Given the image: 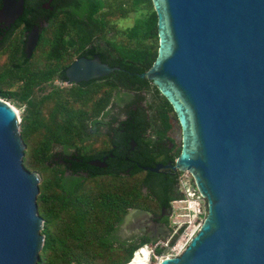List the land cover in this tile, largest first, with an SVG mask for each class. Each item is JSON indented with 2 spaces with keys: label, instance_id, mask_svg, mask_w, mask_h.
Listing matches in <instances>:
<instances>
[{
  "label": "water",
  "instance_id": "95a60500",
  "mask_svg": "<svg viewBox=\"0 0 264 264\" xmlns=\"http://www.w3.org/2000/svg\"><path fill=\"white\" fill-rule=\"evenodd\" d=\"M13 2L2 0L6 22L21 13ZM150 2L157 53L140 77L166 98L181 127L169 166L188 172L205 202L187 246L160 264H264V0ZM37 39L34 31L28 56ZM115 70L96 55L77 58L65 74L80 82ZM24 148L17 113L0 99V264H39L44 242L40 178L24 167Z\"/></svg>",
  "mask_w": 264,
  "mask_h": 264
},
{
  "label": "trees",
  "instance_id": "16d2710c",
  "mask_svg": "<svg viewBox=\"0 0 264 264\" xmlns=\"http://www.w3.org/2000/svg\"><path fill=\"white\" fill-rule=\"evenodd\" d=\"M132 5L137 7V9L140 6L142 10L146 11L145 18L138 21L132 30V34L140 35L137 40V45L133 48L121 47L118 56H112L106 47L101 48V51H98V53L103 61L111 66L119 67V70L107 75L106 81H104L105 83L103 82L105 85H109L110 88H119L120 90L135 91L137 93L141 91H151L152 93V101L148 104V109L145 110L144 108L137 107L135 110H128L126 119L119 123L117 134L120 142V152L118 153V156L130 148L127 140L133 138L135 141H139V144L144 148L142 153L145 157L139 159L138 162L143 165L154 166L156 156L158 157L161 153H164L166 156L165 162L176 158V152H174L176 145L174 144V140L167 135L172 128L169 112L170 109L172 111L173 109L166 98L157 91L148 79L140 77V74L147 70L151 65L157 53V20L152 4L150 0H132ZM104 6L105 3L102 0H70L69 4L66 6H59L58 8L67 9L68 11L65 13L66 17L63 18V21L60 24L61 27L60 30H58V40L63 41L64 32L69 30L72 32L71 40L73 43L78 44V47L74 51L83 49L98 32H103L107 27L108 22L104 19H99L97 16ZM146 38L151 40L150 43H143ZM74 40H76L77 43ZM59 46H61V48L64 47V43H60ZM61 48H58L57 50H60ZM93 51V49L89 50V52ZM19 67L20 66L14 65L7 69L5 68L0 73V83L8 82L12 79H22L24 75L20 73L21 69H19ZM52 73V71L47 72L41 76H37V78L38 80H46L51 77ZM35 80L36 75L28 76L22 86V92L19 98L27 101L28 104L33 103L29 98L34 91V86L42 82ZM90 89L93 88L78 86V88L74 90V95L80 99L85 98L90 94ZM0 94L2 97H7L9 95L8 93L2 92H0ZM110 98L111 93L108 91V94L106 93L102 99L97 101L98 106L94 110V115H98L105 109ZM155 108L157 109L159 117L162 118L163 127L161 128H159V125H156L157 117L154 115L155 113H152L155 112ZM148 112L150 113L148 114ZM67 124L74 126L76 136L83 137L82 129L84 125L82 123V117L78 116L75 119V122L68 120ZM68 125H66L63 135L58 133L52 134V136L46 137L42 143L39 151L41 154L40 161L41 163L46 162V167H48L47 165H53V154L50 153L53 141L61 143L65 148L74 147V143L66 141L71 135ZM151 127H154L156 130L155 134L159 136V139H152L151 137L144 139L146 130L151 129ZM65 135L67 138L63 137ZM165 137H168L169 140L173 142V146L168 147V145H166L164 146L165 150H161L158 154L155 153L154 150L157 147V143H160ZM179 152L180 148L177 151V154ZM71 156L72 158L68 159V161L72 162L73 172L84 170L88 172L89 178L103 174L100 168L91 166L86 162L91 156H79L82 163H79L74 159L75 157H78L77 155L71 154ZM129 165V161L118 159L117 163L114 165V168L116 169L110 170L109 173H112L114 176H122L121 173L124 172ZM139 170L141 169L135 164L132 174L137 173ZM63 173L64 171L60 169L55 174V186L61 190V194L58 195L57 198L62 201L64 207L68 205L66 203H69L71 207L76 208L75 222L78 226V233L81 235H73L70 229L66 230V233L61 236H54L50 233L45 234L39 264H48L46 263L47 252L56 251L57 249L61 251L59 256L62 257L63 264H70L72 261H75L77 264H81L83 261H85L84 263L88 262L90 264V261L87 260L90 257L98 256L96 253L90 252V248L93 246L100 247L104 251L113 249L125 253L124 256L118 257L111 264H128L132 259L133 253L138 248L149 243V240L143 239L129 248L119 243L120 245L114 249L112 245L116 242L109 236L114 232V226L121 223L123 215L126 213L127 209L129 207L146 208L147 204H139L146 199L143 198L140 191L135 193L134 201H128V197L124 194L112 192L106 196L105 203H95L96 200L91 201L80 194V190L83 187V181L85 180L84 177L73 175L65 176ZM143 185L147 186L154 195L159 196V199L161 195L166 198L167 203L160 205L170 207V203L173 200L180 198V195L176 190L177 179L175 176H172L171 173L148 170L147 176L141 182V187ZM45 199L46 198L43 195H39V197L37 196V200L44 201ZM125 202L128 204H125ZM130 202L134 204H131ZM79 204L87 205L88 209L85 210ZM98 205L106 212V214L110 215L114 221L105 226L100 232L96 228V223L91 222L90 225L92 230L85 232L83 229L87 225L85 215L87 212L89 213V210L91 209L89 215L93 216L92 212L96 213V207ZM179 232L181 233L182 230ZM176 238L177 236L172 239L171 244L175 242ZM186 240L187 237L180 241L179 248L187 242ZM142 250V253L139 252L134 255L131 264H145V261L148 259V253L145 248ZM157 252L159 253V251Z\"/></svg>",
  "mask_w": 264,
  "mask_h": 264
},
{
  "label": "rangeland",
  "instance_id": "374dc122",
  "mask_svg": "<svg viewBox=\"0 0 264 264\" xmlns=\"http://www.w3.org/2000/svg\"><path fill=\"white\" fill-rule=\"evenodd\" d=\"M102 1H104L105 6L99 11L97 16L99 19L106 20L108 24L103 32H98L91 40L99 41L102 44H108L109 47L113 49L114 53L119 55L121 47L133 48L137 45V40L140 35L132 34V30L138 21L145 18L146 11L142 10L140 6L138 9L134 7L132 5V0ZM61 18L62 17H60L59 20H61ZM55 34L56 30L53 28L44 32L42 42L28 66L30 74L35 75L36 73V75H39L41 71H45V69L49 68L57 70L69 61L66 58L55 61L48 57L49 54H51ZM150 41V39L146 38L143 43L148 44ZM11 48L12 46H8L6 50L0 52V71L8 65L9 60L7 55ZM70 87L71 86L55 83L38 88L29 98L34 104H28L27 101L19 98L22 92V85L20 82L6 81L0 83V92L9 94L7 97H2L0 94V99L6 101L18 110L19 130L25 144L23 165L26 169L38 173L40 178L38 197L39 195H43L46 198L44 201L37 200L38 213L43 218L41 233L44 235V238L45 234L48 233L54 236L64 235L68 229L72 231L73 235H81L78 233V226L75 222L76 210L71 207L69 203H66L68 205L64 207L62 201L57 198V196L61 194V190L55 186V174L58 170L62 169V166L53 167V165H47L48 167H46V162L41 163V154L39 153L46 137H50L55 133L63 135L65 127L68 125V120L75 122L78 116H88L92 113L94 99L92 98L87 101L84 99L77 100L73 95L75 87ZM104 91L106 92L107 89L102 88L100 93H104ZM147 98L150 99L149 95ZM153 113H155L157 117L159 128L163 127L162 118L159 117L157 109ZM169 113L171 116L172 128L167 135L174 140V144L176 145L174 152H176L177 157L179 154H177V151L181 148L182 131L174 112L170 109ZM111 114L112 113H110V115ZM118 115L123 116L121 113ZM68 127L71 135L66 141L74 143L75 147L79 148L82 153L91 154L99 150L109 149L110 144L109 137L106 135V128L98 129L88 121L83 128L85 134L84 142H79L75 134L74 126L68 125ZM96 129H98V131H96ZM63 137L67 138L66 135ZM76 148L69 147L67 150L72 152ZM58 149H61L60 145L53 144L51 151L55 152ZM144 175L145 172H140L134 176L102 175L93 178L85 176L80 194L91 201L96 200L95 203L100 204H102L101 202L105 201L106 196L112 192L131 194L140 191L143 195L144 192L141 187V182ZM79 205L85 210L88 209V206L85 204ZM96 208V213L92 212L93 216L89 215L91 209L89 213L87 212L85 215L87 219V225L83 228L85 232L92 230L90 225L91 222L96 223V228L100 232L105 226L114 221V219L106 214L99 205ZM167 221L170 222V220ZM175 236H177V238L174 243L182 238V232L180 233L177 230H172L170 227L166 238L159 239L158 242L164 241L165 239L172 240ZM148 246L149 244H146L141 248L144 247L147 249ZM90 250V252L98 255L90 257L87 260L90 261V264H111L118 257H122L125 254L113 249L104 251L100 247L95 246L91 247ZM60 253L61 251L58 249L56 251L47 252L46 263L63 264V259L59 256ZM84 262L85 261L81 264H89L88 262ZM153 263L154 256L148 254V259L145 261V264ZM70 264L77 263L72 261Z\"/></svg>",
  "mask_w": 264,
  "mask_h": 264
},
{
  "label": "flooded vegetation",
  "instance_id": "af4514ba",
  "mask_svg": "<svg viewBox=\"0 0 264 264\" xmlns=\"http://www.w3.org/2000/svg\"><path fill=\"white\" fill-rule=\"evenodd\" d=\"M14 1L15 2L13 3L21 2L22 4L21 13L10 22H6L5 19L0 18V52L6 50L8 46L9 47L12 46L11 50H9V53L7 55L9 61H8V65L5 68L7 69L8 67L10 66L12 67L14 65L20 66L19 67V69H21L20 73L24 75L22 79H12L11 81L20 82V84L23 86L25 79H27L28 76L34 75L29 73L28 66L31 63L32 58L34 57L37 48L42 42L44 32H46L48 29L51 28L55 29L56 34L54 36L51 54H49L48 57L55 61H60L61 59H65V58L68 59L69 61L57 70L54 68H49V69H45V71H41L39 75H36L35 73L36 75L35 81H42V82L34 86L33 93L38 88H42L43 86L46 87L49 84H55V83H60L65 86H71V87L74 86L75 87L74 90L78 88V86L84 88L85 87L93 88L90 89L89 95H87L85 98H81L86 101L91 100L92 98L94 99V107L92 109V113L88 116H83L82 123L85 126V124H87L89 121L90 124L95 125L96 128L98 129L106 128L107 130L106 135L109 137V144H110L109 149L99 150L91 154L82 153L79 148L75 147V144H74V148L76 149L72 152H69L67 150V148L69 147L65 148L61 143H57L53 141L52 146L53 144H59L61 147L60 150L58 149L55 152L51 151L52 150L51 147L50 153L53 154L52 156L53 167L62 166L61 170L64 171L63 174L65 176L73 175V176L88 177L89 176L88 172L84 170L73 172L72 162L68 161V159L72 158L71 154H75L78 157H75L74 159H76L79 163H82V160L81 158H79V156L87 155V156H91V158L86 162L91 166L98 167L101 169L103 174H100L98 176L113 175L112 173L110 174L109 171L116 169L114 168V165L117 163L118 159H125L129 161L130 165L128 168L125 169L124 172L121 173V175L134 176L140 172H145V175L143 177L144 179L147 176V171H148L144 167L151 166V165H143L138 162L139 159L145 157L142 153V150L144 148L139 144V141L137 142L133 138H130L127 140V143L130 145V148L122 152L121 155L118 156V153L120 152V142L117 131H118L119 123L126 119L128 110L130 109L135 110L137 107L144 108L145 110L148 109V104L152 101L151 91H141L137 93L135 91L120 90L119 88H110L109 85L104 84L107 75H109L110 73L104 76L91 78L86 81L82 80L80 82H69L65 74V71L66 68L77 58L86 57L91 59L94 56L98 55L100 60L102 62H105L101 59L98 53V51H101V48L103 47H106L107 50L112 54V56H118V54L114 53L113 49L109 47L108 44H102L101 42L96 40H90L89 43H87L83 49L74 51L78 47V44L73 43V41L71 40L72 32L69 30H66L64 32L63 41L58 40L59 38L58 30H60L61 27L60 24L62 23L63 18L66 17L65 13L68 11L67 9H62L58 7L66 6L67 4H69L70 0H14ZM1 8H2V0H0V10ZM12 11L13 10L9 12ZM60 17H62L61 20H59ZM34 31L38 33V39L31 54L28 56L27 44L31 34H33ZM74 41L76 42V40ZM60 43H64V47L61 48V46H59ZM58 48L61 49L57 50ZM90 49H93L94 51L89 52ZM2 71H0V73ZM51 71L53 73L50 78L46 80H38L37 76H41ZM102 88H106L107 91L106 92L104 91V93H100ZM108 91L111 93V98L109 100V103L107 104L105 109L102 110L98 115H94L95 113L94 110L98 106L97 101L102 99L106 93L108 94ZM73 95H74V91H73ZM148 95L150 99L147 98ZM75 99L80 100V98H77L76 96ZM110 113L112 114L110 115ZM119 113H121L123 116H119L118 115ZM149 113L150 112H148V114ZM156 125H158L157 122ZM98 129H96V131H98ZM82 130H83L82 133L83 137L76 136L79 142H84L85 139L84 129ZM155 133L156 130L154 129V127H151V129H147L146 133L144 134L145 135L144 139L150 137L152 139H159V136ZM168 137H165V139L160 141V143H157V147L154 150L155 153L158 154L159 152H161V150L162 151L165 150L164 146L166 145H168V147L173 146V142L170 141ZM165 159L166 156L164 153H161L158 157L156 156V159L154 161L155 163L154 166L158 164H164V166L160 167V170L158 172L171 173L172 176L176 177L177 179L176 190L177 193L180 195L178 189V177L180 175V172H175L172 169V167L169 166L171 162H173L176 158L174 160H169L167 162H165ZM92 162H94L95 164ZM135 164L141 170H139L137 173L132 174V170L134 169ZM142 189L144 192L142 196L146 200L140 202L139 204H147L148 206L146 205V208L129 207L127 209L126 213L123 215L121 223L114 226V232L109 236L111 239H113L116 242L112 245L114 249L120 244L129 248L143 239H148L149 243L147 244H150L153 242H158L159 239L166 238L167 232L170 229L168 225L169 222L167 220H169V217L171 215L172 202L170 203V207L160 205L167 203L166 198L163 195H161L159 199V196L154 195L153 192L149 190L147 186L143 185ZM124 195L128 197V201H134L135 199V193H131V194L124 193ZM101 203H105V201H102ZM130 203L134 204L132 202ZM125 204L128 203L125 202ZM74 209L76 210V208Z\"/></svg>",
  "mask_w": 264,
  "mask_h": 264
},
{
  "label": "built area",
  "instance_id": "2783aa9c",
  "mask_svg": "<svg viewBox=\"0 0 264 264\" xmlns=\"http://www.w3.org/2000/svg\"><path fill=\"white\" fill-rule=\"evenodd\" d=\"M178 189L180 192V198L173 200L171 203L169 225L172 230H182V238L187 237V242L181 248H179V243L183 240L182 238L173 244H171L172 240L170 239L150 243L146 251L148 254L154 256L153 264H160L165 258L179 256L187 246L189 239L197 231L204 218L205 202L193 186L188 172L180 173L178 177ZM143 248L137 249L133 255L138 254L139 252L142 253ZM157 251H159V253ZM131 261L128 264H131Z\"/></svg>",
  "mask_w": 264,
  "mask_h": 264
},
{
  "label": "bare ground",
  "instance_id": "6f19581e",
  "mask_svg": "<svg viewBox=\"0 0 264 264\" xmlns=\"http://www.w3.org/2000/svg\"><path fill=\"white\" fill-rule=\"evenodd\" d=\"M13 108H14V110L16 111V113H17V116H19V114H18V110L14 107V106H12Z\"/></svg>",
  "mask_w": 264,
  "mask_h": 264
},
{
  "label": "clouds",
  "instance_id": "9594fccd",
  "mask_svg": "<svg viewBox=\"0 0 264 264\" xmlns=\"http://www.w3.org/2000/svg\"><path fill=\"white\" fill-rule=\"evenodd\" d=\"M145 246V245H144Z\"/></svg>",
  "mask_w": 264,
  "mask_h": 264
}]
</instances>
